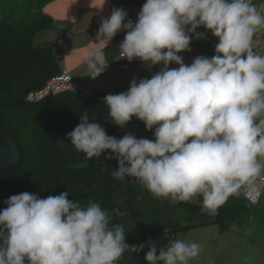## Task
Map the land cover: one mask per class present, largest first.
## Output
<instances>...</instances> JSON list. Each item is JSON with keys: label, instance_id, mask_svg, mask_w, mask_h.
<instances>
[{"label": "clouds", "instance_id": "1", "mask_svg": "<svg viewBox=\"0 0 264 264\" xmlns=\"http://www.w3.org/2000/svg\"><path fill=\"white\" fill-rule=\"evenodd\" d=\"M128 16L113 8L102 17L98 44L124 31L120 59L162 67L150 79L133 77L127 91L103 101L117 126L135 117L154 139L109 136L87 111L67 139L86 159L109 152L106 159L118 163L114 179L135 178L156 198H202L201 212L208 214L242 193L256 202L264 194V55L254 51V36L264 31V6L253 0H146L135 22ZM199 28L218 38L215 54L185 64L179 53L190 52L193 39H207ZM84 64L93 79L109 65L100 48ZM68 195L23 192L5 200L0 264H117L126 252L146 247L147 264H190L200 254L198 242L180 237L159 254L152 240L129 245L123 225L112 222L100 203L83 205Z\"/></svg>", "mask_w": 264, "mask_h": 264}, {"label": "trees", "instance_id": "2", "mask_svg": "<svg viewBox=\"0 0 264 264\" xmlns=\"http://www.w3.org/2000/svg\"><path fill=\"white\" fill-rule=\"evenodd\" d=\"M7 1L8 11L0 18V128L14 140L20 152L19 163L2 172L12 190H33L44 198L68 191V199L73 202H98L109 211L112 222L123 225L126 243L138 246L155 241L157 254L187 230L215 224L220 232H225L233 224L239 228L246 226L252 203L243 197H230L216 214L202 213V198L172 203L170 199L153 196L135 178L114 179L112 171L118 163L114 158L106 159L109 152L92 159L78 152L67 134L80 123L85 111L90 122L101 124L109 136L117 138L133 134L135 123L131 120L124 128L117 126L103 101L108 93L102 91H90L85 99L73 90L27 100L30 92L63 68L60 51L42 37L55 27L51 16L43 12L52 0ZM256 36L264 40V32ZM120 38L113 55L104 50L107 62L113 66L138 63L117 59ZM59 141H63V146L57 144ZM116 209L125 214L117 215ZM209 216L213 218L208 219ZM148 250L146 247L138 254L126 252L117 264H147L144 256Z\"/></svg>", "mask_w": 264, "mask_h": 264}, {"label": "rangeland", "instance_id": "3", "mask_svg": "<svg viewBox=\"0 0 264 264\" xmlns=\"http://www.w3.org/2000/svg\"><path fill=\"white\" fill-rule=\"evenodd\" d=\"M121 1L123 0H52L43 7V12L51 16L55 24L54 29L48 31L47 34H50L51 37L59 33L61 34L57 37L59 40L53 44L55 49L62 53L64 52V60H60L61 66L70 68V73L77 80V83L92 91H102L108 94L125 92L129 89L133 77H136L137 80L143 78L150 79V76L158 72L162 67V65H156L149 70L144 64L142 66L140 63L108 65L105 72L95 79L87 75L84 62L89 55L86 52L100 47L101 43L98 44L96 38L95 41L86 38L88 36H85L86 34L82 35V29H70V22L64 23L63 19L73 20L76 24L85 20L95 22L98 20L97 14L101 15L104 12V7L108 9L111 7V10H113ZM8 2L7 0H0V18L6 15ZM91 27L94 33L96 30L95 24H92ZM71 31L73 34L69 33ZM120 37L115 35L109 44L102 43L105 44L101 48L102 51L107 50L106 52L113 55L114 47L117 45ZM112 41L113 43L110 44ZM190 47L191 49L196 48L199 51L197 52L199 56L203 55L211 58L215 54V48L209 46L207 39H193ZM254 51L260 55H264V40L262 41L260 38L254 46ZM179 55L183 57L184 63L188 64L187 52L179 53ZM169 67L176 68L178 65L172 63ZM132 120L135 123L133 134L137 138L154 139L153 133L145 129L142 121L138 122V119L135 117ZM138 125L140 129H137ZM250 207L251 217L243 228H239L233 224L230 230L225 231L223 234H220L215 226L202 228L199 237L204 240L211 235L212 241L210 244L205 241L204 248L201 246L199 256L190 261V264H234V261L235 264H244L248 259H252V264H264V194L260 196L256 204H250ZM208 231H210V235ZM194 235H196L195 230L192 229L184 233V235H176L174 239L180 237L194 240ZM245 258L247 260L244 262Z\"/></svg>", "mask_w": 264, "mask_h": 264}, {"label": "built area", "instance_id": "4", "mask_svg": "<svg viewBox=\"0 0 264 264\" xmlns=\"http://www.w3.org/2000/svg\"><path fill=\"white\" fill-rule=\"evenodd\" d=\"M145 2H146V0H134L129 4L120 3L116 8H123L124 10L128 11V13H129L128 19H131L133 22H135V20L137 19V14L141 10L142 5ZM253 3L258 8H260L261 6H264V0H253ZM197 31L205 32L209 46L212 48H215V45L218 43V38L214 37L211 34V32L206 31L204 28H199V29H197ZM263 32L264 31L258 33L257 35H260ZM120 34H121V38H120V43H121L124 40L126 33L124 31H121ZM259 40L260 39L258 36H256V38H254V46L257 44V42ZM197 56H199V55L192 53L190 55V58H189L190 63ZM60 58H61V56H59V59ZM119 58H120V56H119ZM67 89L70 91L77 90L83 99L87 98L90 94L89 90L83 88L81 85H79L77 83V81L72 77V75L70 74V72L68 70L62 68V70L59 74L54 75L51 78H49L42 87H40L37 90L30 92L26 99L27 100H38V99H41V98H44V97L50 95L49 90H51V95H54V94H57L59 92L67 90ZM237 196L245 198L246 200H248L252 204H256L258 202V200H256V202H252L251 198L246 197L243 193L240 195H237Z\"/></svg>", "mask_w": 264, "mask_h": 264}, {"label": "crops", "instance_id": "5", "mask_svg": "<svg viewBox=\"0 0 264 264\" xmlns=\"http://www.w3.org/2000/svg\"><path fill=\"white\" fill-rule=\"evenodd\" d=\"M107 1H109V0H107ZM111 1V0H110ZM110 5H111V3H110ZM109 5V6H110ZM1 10V9H0ZM103 13L100 15V14H97L98 15V20H96L95 22H88V21H84V22H79L78 24H76L73 20L72 21H69V20H65V19H63V22L64 23H69L70 25H71V27H70V29L71 28H74V29H82V35H84V34H86L85 36H88V37H86V38H89V39H93V41H95V38H96V36H97V32H98V29H99V27H100V23H101V18L103 17V18H107L110 14H111V12H112V10H111V7H109V9L107 8V7H104L103 8ZM74 19V18H73ZM92 24H95V28H96V30H95V32L93 33V28L91 27V25ZM62 29V28H61ZM69 33H71V34H73V32L71 31V32H69ZM119 33H121V31L120 32H118L116 35L117 36H121V34H119ZM89 34V35H88ZM59 35H61L60 33L58 34V35H54V37H51V35L50 34H47V33H44L43 34V38H45V39H47V40H50L51 42H52V44H54L56 41H58L59 40V38H57V37H59ZM77 35V34H76ZM83 37V36H82ZM113 40V39H112ZM88 42H90V40H88ZM105 46V44H102L101 43V45H100V47H98V48H103ZM97 49V48H96ZM83 52H85V51H83ZM197 52H199L196 48L195 49H191V51L190 52H187V60H188V64H190V61H189V58H190V55L192 54V53H194V54H197ZM64 53V52H63ZM62 52H60V55H61V57H62V59L64 60V54H63ZM88 55H89V53H90V51H88V52H86ZM102 53H104V51H102ZM86 55V54H85ZM84 55V56H85ZM105 56V55H104ZM117 59H119L120 60V58L119 57H117ZM139 61V60H138ZM140 63V65H142L143 66V64L139 61L138 62V64ZM109 66H113V65H110L109 64ZM63 68H65L66 70H68L69 72H70V68H68V67H64L63 66ZM71 74V73H70ZM75 79V78H74ZM76 80V79H75ZM77 81V80H76ZM83 87V86H82ZM83 88H85V87H83ZM85 89H87V90H89V91H92V90H90V89H88V88H85ZM138 122L140 121V120H137ZM134 126H135V124H134ZM212 227V226H215L216 228H217V230H218V232L220 233V234H223L224 232H220L219 231V229H218V227H217V225H215V224H209V225H206V226H202V227H199V228H195V229H193V230H195V234L196 235H194V241H196V242H198L199 243V239H200V245L203 247V245H204V243H205V241H207L209 244L211 243V239H212V237H210L211 235H210V231H208V234L210 235V236H208V238L207 239H204V240H202L200 237H199V233H200V231L202 230V228H204V227ZM188 231H190V230H187V231H185V232H182L181 234H183L184 235V233H186V232H188ZM227 232V231H226ZM180 235V234H179ZM204 248V247H203ZM247 259L245 258V260H244V262L246 261ZM237 263V262H236ZM234 264H235V261H234ZM244 264H252V259H248Z\"/></svg>", "mask_w": 264, "mask_h": 264}, {"label": "water", "instance_id": "6", "mask_svg": "<svg viewBox=\"0 0 264 264\" xmlns=\"http://www.w3.org/2000/svg\"><path fill=\"white\" fill-rule=\"evenodd\" d=\"M19 1L24 2L26 0H19ZM31 1L33 0L30 1L27 0V2H31ZM49 91L51 95V90ZM64 91H70V90L67 89ZM29 101H36V100H29ZM19 158H20V152L16 143L14 142L13 139L9 138L0 128V211H2L4 208L7 207V205L4 203L6 199H8L13 195H17L23 192L37 194L40 198H44L39 193L33 190H27V191L12 190L9 181L5 177H3L2 172L13 165H17L19 163ZM212 218H213L212 216L208 217V219H212Z\"/></svg>", "mask_w": 264, "mask_h": 264}]
</instances>
